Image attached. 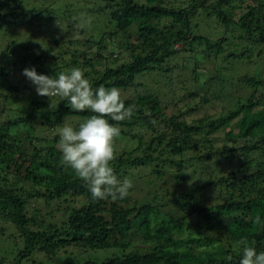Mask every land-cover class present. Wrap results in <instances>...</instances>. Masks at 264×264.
Instances as JSON below:
<instances>
[{"label":"trees","instance_id":"trees-1","mask_svg":"<svg viewBox=\"0 0 264 264\" xmlns=\"http://www.w3.org/2000/svg\"><path fill=\"white\" fill-rule=\"evenodd\" d=\"M7 1L0 0V30H11L13 26L20 30L23 27L21 22H24L29 28L37 26L36 34H31L40 40L34 41L31 36L26 38L23 35L0 49V162L16 166L14 175L18 185L32 181L38 187L26 189L25 183L23 189L17 188L18 185L11 186L9 178L0 169V217L11 222L21 235L22 245L15 244L18 252L16 264H23L24 259L40 251L54 256L72 244L86 251L114 248L118 252L102 261L80 262L76 258L62 264H239L242 246L238 242L242 238L247 239L257 253L264 252V112L253 113L258 104L254 97L256 92L263 90L264 81L258 73L253 77L235 74L237 77L228 78L221 98L227 95L234 107L219 119L207 117L190 123L183 119L185 114L182 112L168 116L161 99L168 95V86L173 82L171 75L179 68L169 62L181 51L191 53L199 49L206 56L214 52L215 47H221L217 55L225 52V46L220 44L222 41L227 43V38L213 41L210 36L197 35L198 29L210 31L219 24L225 28V34L234 35L232 30L238 27L236 30L247 32L246 38L255 48L263 47L264 0H188L183 7L168 5V0H145L146 3L110 0L115 9H111V5L109 10L95 6L99 10L93 13L83 11L87 6L73 9L68 6L63 12L56 7L40 11L36 8L30 12L25 9L7 11L13 6L9 3L11 1L24 4L21 0ZM91 1L83 0L82 4L89 5ZM101 14L102 17L98 16ZM60 16L61 22L58 21ZM50 18L57 22L51 24L48 22ZM66 21L73 25H87L90 32H98L97 37L90 33L89 39L84 41L86 53L89 56L88 51L92 52L98 46L103 56L116 67L106 66L99 71L100 53H94L88 60L87 56L85 64L72 53L71 64L67 65L64 59L68 54L66 42L56 38V35L63 37L65 34L75 37V26H67L66 33L60 30L63 34L57 31L56 25L66 24ZM108 31L110 38L106 37ZM134 35L136 38L131 39ZM79 41L71 39L70 45ZM179 44L185 50L179 49ZM58 50L61 52L57 53ZM247 56L232 51L227 54V59L244 60ZM248 59L253 57L250 55ZM196 61L193 74L197 73L201 62ZM74 65L92 71L85 75L94 88L115 86L134 94L132 98L124 99L126 106H134L132 117L118 124L110 120L121 129L118 140L129 145L121 154L116 153L113 161L116 175L120 179L128 178V175L133 178L131 175L136 176L138 169L149 168L153 170L152 175L165 184L172 178L181 186L191 179L193 185L177 194L166 186L161 187L160 191L164 193H153V197L147 195L140 200L131 196L132 189L125 199L115 202L110 198H91L86 185L72 169L61 163L59 131L56 130L66 118H88L92 113L75 112L66 100L59 97L51 98L57 107L50 109L47 97L24 93L27 89L36 90L22 74L25 68L35 67L38 74L55 77L66 72L67 66L73 68ZM185 68L188 66L182 70ZM151 75L156 84L162 85V90L148 89L141 93L139 89L144 85L139 79ZM219 75L218 70L215 77ZM247 87L255 90L254 97L243 102L241 90ZM187 94L191 98L199 96L196 92H185L183 96ZM234 122L237 133L232 130L227 135L233 146L215 150L210 137ZM43 131L57 134L53 139L44 138L41 136ZM42 141H53L55 145H40ZM258 150L261 157L255 164L257 172L249 174L247 169L228 172L222 167L216 168L218 156L219 161H233L237 151H241L245 158L243 164H250V158ZM216 171H222L221 176L214 175ZM197 179L200 181L196 184ZM209 192L216 194L215 197ZM63 194L90 199L81 208L68 206L60 224H51L53 214L43 215L41 208L29 209L30 198L43 197L49 202ZM190 198L194 202L188 207ZM176 205L182 210L191 209L192 216L197 214L199 223L195 227L189 226L184 219L187 211H182L186 215L180 218L164 213L168 206ZM257 216L260 217L259 223L255 222ZM4 233L5 229L0 226V240ZM136 236L141 237L148 247L135 248L132 239ZM228 256L232 257L231 261Z\"/></svg>","mask_w":264,"mask_h":264},{"label":"rangeland","instance_id":"rangeland-1","mask_svg":"<svg viewBox=\"0 0 264 264\" xmlns=\"http://www.w3.org/2000/svg\"><path fill=\"white\" fill-rule=\"evenodd\" d=\"M21 1H24V4H20L19 1L9 2L8 0L7 2L11 3L13 6L8 8L7 11L11 9H15L16 11L21 12L22 9H25L27 12H30L32 9H36V8H38L39 9L38 11H40V9L45 10V9H50L51 7H56L58 11L63 12V10H65L68 6H69L68 7L69 9H73L76 6H82V7L87 6V7H84L83 11L87 13H93L99 10V9H95L94 8L95 6L106 8V10H109L110 5H111L110 6L111 9H115L116 7V6H112L110 0H92L89 5L82 4L83 0H21ZM137 1L140 3H146L145 0H137ZM186 2H188V0H168V2L166 3H168V5L172 4L173 6L183 7L185 6ZM244 5L249 6L248 3H244ZM242 9L243 7L241 8L240 12H242ZM105 14H106V11H105ZM98 16L102 17V14ZM61 17L62 16L58 18L59 22H61L60 20ZM106 17L107 16L104 15L103 19L106 20ZM47 21H44V22H47ZM103 21L104 20H102V22ZM48 22L52 24V22H57V21H55L53 18L52 19L50 18ZM66 22L67 23L66 24L63 23V25H60L61 23L57 24L56 25L58 27L57 31H59L60 33H62L63 31L64 33L65 32L64 29L67 30V26H72V27L75 26L76 28L75 27L73 28L74 31H76V33L74 34L75 37H70V36L68 37L65 34V36L63 37L56 35V38L60 37L62 38V40L66 42L65 47L68 49V54L65 55L64 59L67 65H69V63L71 64V60L73 58L72 53L75 56L77 55L78 58L82 62H84V64L87 62L88 59L93 57L94 53H97V54L100 53L102 56L100 58L101 60H99V64L97 65L99 71L103 67H106V66L116 67L115 65H113V62L108 59V57L103 56V54L101 53V49L98 46L94 48L92 52L88 51L89 56H88V53H86L87 51L84 46V41L86 42L87 39H89L90 33H93V35H96L97 37L98 32H95V33L90 32V28L86 27L87 25H82V26L80 24L73 25L69 21H66ZM21 23L23 24V27L20 30H15L17 29V27L15 26H13L11 30L7 28L0 30V49L1 50L4 47H6L10 42H12L11 40L20 39L22 38L23 35L26 38L31 36V38L35 39L34 41H37V40L40 41L39 39H36L34 38V36H32V34H36V32L38 31L36 25H33L31 28H29V26L26 23L24 22H21ZM103 26L106 27V24L104 23ZM218 26H213V30H210V31L198 29L196 34L210 36L213 39V41L214 40L221 41L222 39L227 38L228 40L227 43L222 41L220 44L221 46L223 45V47L225 46L224 47L225 52L220 54V56L217 55L218 54L217 52L221 49V47L220 48L215 47L214 52H212L210 55L207 54L206 56L203 55L199 49H196L195 52H191V53L181 51L177 57H175L172 61L169 62L170 65L174 67L179 65V68H177L174 71V73L171 75L173 82H172V85L168 86V95L163 96V98H161L163 102L162 105L166 107V114L168 116L173 115V114H179L180 112H182L183 114H185L184 118L183 117L182 118L186 119L190 123L203 120L207 117L219 119L224 114V112L234 107V104L231 101L229 102L228 99L226 98L227 95L222 96L221 98L222 90L226 89V83L228 81L227 80L228 78H233L234 76L237 77L235 74H238V75L249 74L253 77L256 75V73H258L260 78L264 81V46L255 48L252 42L246 38L247 32L236 30L238 29V27L233 28L232 31L234 32V35H232V33L225 34V28L221 27L219 24ZM86 32H88L89 34H86ZM133 32L135 33V29H133ZM109 34L110 33L108 31L106 33L107 38H110ZM106 37L104 36V38ZM121 38L119 37L120 40ZM135 38L136 37L134 35L133 38L131 39H135ZM71 39L73 40L79 39L80 41L76 44L70 45ZM245 42H249V44H244ZM23 43H27V42H23ZM177 47L179 49L184 48L182 44H179ZM232 51L240 55L243 53L245 54V56L251 55L253 59H248V56H247V59H244V60H237V61L235 60L231 61L232 59L228 60L227 54ZM58 52H61V51L58 50L57 53ZM258 55H261V58H259ZM102 58L104 59L102 60ZM196 60H199L201 62H200V66L198 68L197 73L193 74V68L195 65H197ZM185 65L188 66V68H185V70H182L183 67H185ZM73 67H77V66L74 65ZM70 69L71 68L67 66L65 71L67 72ZM82 69H84L85 73H88V74L92 73V71L88 69L87 67L82 68ZM218 70L220 71L221 75H219L218 78H216L215 76ZM155 76L156 75H154V77ZM139 80L144 85L143 88L139 89L141 93L146 92V90L148 89L152 91L162 90V85L156 84L152 75L142 77ZM31 86L36 88L34 85H31ZM182 88H185V89H182ZM121 91H122V95L124 99L132 98L134 95L133 92L130 90H121ZM241 91H242L241 95L243 96L242 97L243 102L248 101L250 98L254 97L253 95V92L255 91L254 89L247 87V89L245 90L243 89ZM185 92L186 93L196 92L199 94V96L193 97V98L189 97L188 94L186 96H183ZM24 93L28 95H30V93L31 95H37L35 89H27ZM175 98H177V100H175ZM205 99H207V101H205ZM254 99L258 104L256 103L257 105L254 108L253 113L256 112V114H258L260 112H264V87H263V90L256 92ZM176 101L178 103H176ZM7 107H10V105H7ZM192 109H195V110H192ZM84 119L86 118L70 117V118H66L64 123L66 122L73 126H76L80 122H82ZM236 127L237 125L234 122L230 125V127L220 130L219 132L215 133L212 137H210V139L214 141L213 146L215 150L217 151L222 150L227 145L233 146V143L227 139V135L231 133L232 130L234 131V133H237ZM56 131H59V130H56ZM47 134L49 135L48 137H47ZM56 134L57 132H53L52 134H49V132H44L41 136L44 138L53 139ZM118 139L119 138H117V140ZM117 140H116V153L121 154L123 152V149L126 148V145L127 147H129V145L125 141L122 142L118 140L117 142ZM43 144L50 145V146L55 145L53 141H47V143L46 141L44 142L42 141L40 145H43ZM260 155H261L260 150H258L255 155L253 156L250 155L252 156L250 158L251 163L248 162L250 164H243L245 158L243 157L244 155H243V152L241 151H237L233 161L220 160L221 162H223L221 163L219 161V156H218L217 158L218 166H216V168L221 169L222 167L223 170L228 171V172H231L233 170L239 171V170H244V169L249 170V174L251 172L252 173L257 172V169H256L257 167H255V164L257 163V161H259L258 159L261 157ZM20 162L23 163L22 160H20ZM0 169L3 170L4 173L7 175V177L9 178L11 186L18 185V180H16V177L14 175L17 172V168L14 164L10 165L7 162H0ZM152 171L153 170L149 168L148 169L142 168L140 170L139 169L137 170L136 176L130 173L132 174L131 176L133 178H130L128 175V178H130L133 182V188L130 194L135 200L143 199L144 196H147V195L150 197H153L154 196L153 193L155 194L159 192L164 193L163 190L160 191L161 187L166 186V188L167 187L169 188L168 190L170 192L172 193L176 192L177 194L180 191H185L187 188L190 187L191 184L193 185L194 180L190 179V181L182 183V186H181L179 184H176V181H174L172 178H170V181L166 183L167 184L166 185L163 181L161 180L159 181L157 177L152 175ZM168 171L169 170H167L166 172L168 173ZM191 171H193V168L191 169ZM222 171H216L213 174L220 175ZM22 173L24 175L27 172L24 169L22 170ZM125 178H127V176ZM134 178H136L137 180L135 181ZM199 181L200 180L197 179L195 183L197 184L199 183ZM24 183H25L26 189L30 188L31 190V188L32 189L38 188L37 185L32 181H24ZM152 184H156V185L151 186ZM18 186L19 187L17 188L21 189L22 186L20 185ZM204 195H207V194L204 193ZM209 195H212V193L209 192ZM215 195L216 194L212 195V197H215ZM88 199L90 198L86 196H81V197L76 196L75 197V196H70L68 194H63L62 196L56 199L50 200L49 202H46L47 200L43 199V197H40L39 199L30 198V200L28 201V204H29L28 206L31 211L41 208V210L43 211L42 212L43 215L47 213L53 214L50 216L52 218L51 224H55V223L60 224V221L63 215H65L67 212V209H69L68 206H70L71 209H73L74 207L81 208L82 206L85 205ZM193 202L194 201L191 198L188 199V202H187L189 203L188 207H190V203H193ZM47 203L48 205L46 206ZM163 211L164 213H168V215L170 216L172 214L173 216L175 215L174 217H178V218L186 215V214H183L182 211H185V212L187 211L186 213L188 215L184 217V219H186L185 220L186 223L191 227H195V225L199 223L198 221L199 218H197L196 216L197 214L195 216H192L193 214L192 210L189 208H185V210H182L180 208V205H176L174 207L168 206ZM0 226L5 229V233L2 239L0 240V264H16V260H17L16 256L18 252H16L17 247H15V244L22 245L21 237H20L21 235L19 233V230H17V228L11 222H9L3 217H0ZM182 236L183 235H181V237ZM132 241L134 243L133 245L135 248L144 249L148 247L147 244L142 242L141 237L136 236L132 239ZM116 252H118V249H114V248L108 249V250H96V251L87 250L86 251V249L84 250L82 247L72 244L71 246L67 247L66 249L62 250L61 252H59L58 254L54 256H49L47 252L40 251L37 254L24 259L22 262L23 264H62V262H64L65 260H68V259L76 260V258H78L77 260H80V262H83L85 260L102 261L108 257H111Z\"/></svg>","mask_w":264,"mask_h":264},{"label":"clouds","instance_id":"clouds-1","mask_svg":"<svg viewBox=\"0 0 264 264\" xmlns=\"http://www.w3.org/2000/svg\"><path fill=\"white\" fill-rule=\"evenodd\" d=\"M22 74L36 87L39 96L49 99L50 109L57 107L51 98L59 97L75 112L92 113L76 126L65 122L59 127L61 163L72 169L86 185L93 200L110 198L115 202L125 199L133 182L129 178L121 180L116 175L113 161L116 159V140L121 132L117 124L132 117L134 106H126L121 89L104 85L94 88L80 67L60 72L55 77L38 74L35 67L25 68ZM255 222H260L259 216ZM238 243L242 246L239 264H264V252L257 253L245 238ZM227 259L231 261L232 257Z\"/></svg>","mask_w":264,"mask_h":264}]
</instances>
